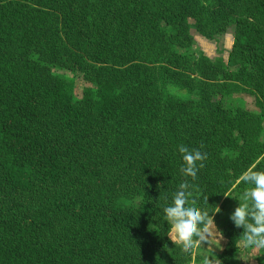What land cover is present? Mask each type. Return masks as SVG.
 Listing matches in <instances>:
<instances>
[{
	"label": "trees",
	"instance_id": "obj_1",
	"mask_svg": "<svg viewBox=\"0 0 264 264\" xmlns=\"http://www.w3.org/2000/svg\"><path fill=\"white\" fill-rule=\"evenodd\" d=\"M190 19L208 38L236 26L235 70L177 52ZM150 56L192 96L158 94ZM77 73L94 85L81 97ZM180 146L206 152L194 179ZM250 167L264 170V0H0V264H189L163 216L184 181L220 209V264H238L229 217Z\"/></svg>",
	"mask_w": 264,
	"mask_h": 264
},
{
	"label": "clouds",
	"instance_id": "obj_2",
	"mask_svg": "<svg viewBox=\"0 0 264 264\" xmlns=\"http://www.w3.org/2000/svg\"><path fill=\"white\" fill-rule=\"evenodd\" d=\"M183 165L181 173L185 177L197 175L198 162L206 156L201 148L189 149L179 147ZM238 180L248 185L238 199V206L230 214V220L243 231L239 236L240 248L246 255L242 258L255 256L264 252V170L250 167L244 170ZM192 185L188 181L181 182L172 196L171 203L163 207L164 220L167 221V236L176 247L185 254L191 255L193 250L203 247L200 264H220L214 247H221L223 233L219 230L214 215L219 210H210L195 202L189 203ZM226 195V194H224ZM228 196V195H226ZM206 201L208 199L206 197ZM207 244V247L204 246Z\"/></svg>",
	"mask_w": 264,
	"mask_h": 264
},
{
	"label": "rangeland",
	"instance_id": "obj_3",
	"mask_svg": "<svg viewBox=\"0 0 264 264\" xmlns=\"http://www.w3.org/2000/svg\"><path fill=\"white\" fill-rule=\"evenodd\" d=\"M205 1V0H202ZM195 19H190L191 28L190 33L192 36V43L190 45H178L175 44L174 48H177V52L179 54L185 55L188 59L194 58V57H200L201 55H206L208 58H210L213 62H215L220 68L225 67L230 70H235V67H229L228 61H229V54L232 50L234 39H235V25H230L226 28V30L222 33H219L215 35L213 38H208L201 34L197 28L195 27ZM149 67L151 68V71L156 76V89L158 90V94L163 96L164 99H169L171 97L182 99V98H188L190 97L191 93L181 86L168 81L163 74L161 73L162 68L166 65L165 62H162L157 56H150L149 58ZM192 77L198 78V75L192 71H188ZM74 80H75V92L76 95L81 97L83 93V89L85 87H94L93 83L90 81L85 80V78L80 74H74ZM196 86H201V82L198 80L195 82ZM205 83V82H203ZM205 85L209 88H215V85L220 84H207ZM199 88V87H198ZM233 97L242 99L244 105H246L248 108L253 109L255 108V96L248 93H241V91L233 92ZM192 96V95H191ZM238 204L235 206L237 207ZM227 238L223 236V238L220 240L221 247L226 245ZM214 249H217L214 246ZM258 253V252H257ZM257 253H255V256H251L248 258H242L241 255H246V252H242L241 248L239 252L236 255V260L238 261V264H259L256 256ZM198 254L194 253L193 250V257L189 264H200L199 262L195 261V257Z\"/></svg>",
	"mask_w": 264,
	"mask_h": 264
},
{
	"label": "crops",
	"instance_id": "obj_4",
	"mask_svg": "<svg viewBox=\"0 0 264 264\" xmlns=\"http://www.w3.org/2000/svg\"><path fill=\"white\" fill-rule=\"evenodd\" d=\"M204 246L207 247V244H204ZM213 247H214V246H213ZM223 249H224V246L222 247V249H220V248L214 249V252H215L216 256H217L218 254H220V253L223 251ZM204 251H206V250H205L203 247H200V248H198V249H195V250H194V253L200 255V254H201L202 252H204ZM200 256H201V255H200Z\"/></svg>",
	"mask_w": 264,
	"mask_h": 264
}]
</instances>
